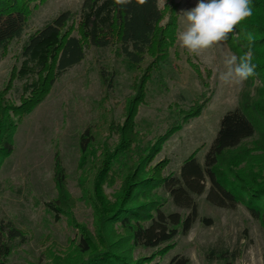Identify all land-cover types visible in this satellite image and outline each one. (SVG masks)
Wrapping results in <instances>:
<instances>
[{
	"label": "rangeland",
	"instance_id": "obj_1",
	"mask_svg": "<svg viewBox=\"0 0 264 264\" xmlns=\"http://www.w3.org/2000/svg\"><path fill=\"white\" fill-rule=\"evenodd\" d=\"M83 1L44 0L34 8L23 38L0 52V111L16 127L13 152L0 163V236L11 248L8 264H89L90 257L108 248L134 260L150 257L152 251L131 247L119 211L142 209L158 199L167 203L165 210L177 212L168 196L155 190L156 180L161 172H179L192 154L203 164L220 120L238 107L253 120L257 133L228 160L245 159L249 153L254 160L263 157L264 47L253 55L256 74L242 87L223 85L215 71L232 52L227 42L196 57L176 40L166 61L150 53L139 66L116 49L87 47L82 64L64 75L30 114L13 113L21 104L14 90L25 42L62 13L72 14L69 29H75ZM195 3L159 0L166 12L177 8L178 32L183 28L181 10ZM131 114L133 138L128 127L122 129ZM87 130L94 144L83 156L80 140ZM121 135L131 143L130 152L145 160L128 184L126 178L134 175L130 164L117 174L103 173L104 153L113 154ZM157 146L160 152L147 161ZM223 169L228 172L227 163ZM198 205L199 221L188 236L173 242L164 262L182 255L190 264H264V228L244 206L219 209L207 203L206 195ZM222 247L230 251L229 261H210V250ZM232 253L239 256L235 261Z\"/></svg>",
	"mask_w": 264,
	"mask_h": 264
},
{
	"label": "trees",
	"instance_id": "obj_2",
	"mask_svg": "<svg viewBox=\"0 0 264 264\" xmlns=\"http://www.w3.org/2000/svg\"><path fill=\"white\" fill-rule=\"evenodd\" d=\"M43 2L0 0V52L23 38L34 8ZM253 5L254 15L243 21L227 41L230 50L237 55L249 49L245 38L247 32L255 36V43L251 46L253 55L264 47V0H253ZM72 21L70 12L62 13L25 42L22 62L16 72L14 94L21 102L19 107L13 109L16 115L30 114L64 75L82 64L87 47L99 51L116 49L131 65L139 66L150 53L166 61L168 48L177 40L179 30L177 8L166 12L160 7L159 0H147L143 6L133 0L125 10L115 6L113 0H84L73 30L69 29ZM4 114L6 117L0 120V163L13 152L12 140L16 128L9 114L0 111V115ZM133 118L132 114L128 116L122 128L125 130L128 127L126 131L131 138ZM256 133L257 127L244 109L238 107L227 112L220 120L216 137L203 164L196 154H192L184 161L179 172L168 175L161 172L156 180L155 190L164 192L177 212L165 210L167 203L158 199L149 201L148 206L142 209L119 211L121 223L129 231L131 247L149 250L153 254L134 260L132 256L108 248L90 257L89 264H190V260L182 255H175L167 262L163 259L169 256L173 242L180 236H188L199 221L198 198L204 195L209 205L226 211H236L244 206L264 228V150L260 159H252L254 154L249 153L245 159L228 160L230 154L239 155L244 144L253 139ZM93 140L90 130L81 137L83 156L89 153ZM130 146L131 143H127V139L121 135L113 154L104 153L107 157L104 160V174H117V170L121 171L129 164L133 166L134 175L130 174L125 184L136 178L137 166L145 164L140 154L130 152ZM160 147H155V155L148 156L146 160L156 156ZM225 163L230 177L224 173ZM58 165V171H62ZM135 200L126 204H132ZM122 201L123 198L120 203ZM51 208L57 212L56 208ZM202 222L211 224L208 219ZM10 254V246L0 236V264H8ZM229 256L230 251L224 247L212 248L207 255L210 261L218 258L223 262H228ZM238 257L237 253L231 255L233 261Z\"/></svg>",
	"mask_w": 264,
	"mask_h": 264
},
{
	"label": "clouds",
	"instance_id": "obj_3",
	"mask_svg": "<svg viewBox=\"0 0 264 264\" xmlns=\"http://www.w3.org/2000/svg\"><path fill=\"white\" fill-rule=\"evenodd\" d=\"M164 0H160L163 4ZM133 0H113V4L125 10ZM139 6L147 0H135ZM115 12V8L113 9ZM182 12L183 28L177 33L179 47L189 55L202 57L213 49L222 48L237 27L254 15L253 0H196L195 5ZM249 49L242 55L228 52L223 57L222 68H217L218 79L223 85L242 87L256 74L251 46L255 36L245 34Z\"/></svg>",
	"mask_w": 264,
	"mask_h": 264
}]
</instances>
